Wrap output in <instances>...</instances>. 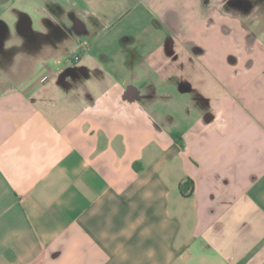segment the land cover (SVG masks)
<instances>
[{
  "label": "crops",
  "instance_id": "crops-1",
  "mask_svg": "<svg viewBox=\"0 0 264 264\" xmlns=\"http://www.w3.org/2000/svg\"><path fill=\"white\" fill-rule=\"evenodd\" d=\"M0 264H264V0H0Z\"/></svg>",
  "mask_w": 264,
  "mask_h": 264
},
{
  "label": "rangeland",
  "instance_id": "rangeland-1",
  "mask_svg": "<svg viewBox=\"0 0 264 264\" xmlns=\"http://www.w3.org/2000/svg\"><path fill=\"white\" fill-rule=\"evenodd\" d=\"M17 63V64H16ZM8 67L12 68H20L23 70L29 69L31 67V61H25V59H13L12 62L10 64H7Z\"/></svg>",
  "mask_w": 264,
  "mask_h": 264
},
{
  "label": "clouds",
  "instance_id": "clouds-1",
  "mask_svg": "<svg viewBox=\"0 0 264 264\" xmlns=\"http://www.w3.org/2000/svg\"><path fill=\"white\" fill-rule=\"evenodd\" d=\"M3 242H4V243H8V244H10V243H11V241H10V240H8L7 238H3Z\"/></svg>",
  "mask_w": 264,
  "mask_h": 264
}]
</instances>
